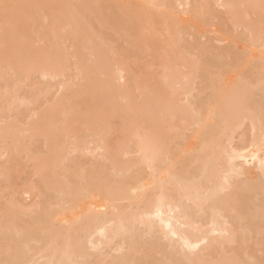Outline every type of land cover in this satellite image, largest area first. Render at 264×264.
<instances>
[{"label": "bare ground", "instance_id": "6f19581e", "mask_svg": "<svg viewBox=\"0 0 264 264\" xmlns=\"http://www.w3.org/2000/svg\"><path fill=\"white\" fill-rule=\"evenodd\" d=\"M0 264H264V0H0Z\"/></svg>", "mask_w": 264, "mask_h": 264}]
</instances>
